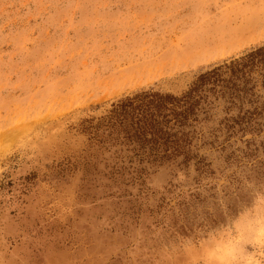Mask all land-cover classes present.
<instances>
[{
    "label": "rangeland",
    "instance_id": "374dc122",
    "mask_svg": "<svg viewBox=\"0 0 264 264\" xmlns=\"http://www.w3.org/2000/svg\"><path fill=\"white\" fill-rule=\"evenodd\" d=\"M263 48L264 0H0V264H204L264 201Z\"/></svg>",
    "mask_w": 264,
    "mask_h": 264
},
{
    "label": "clouds",
    "instance_id": "9594fccd",
    "mask_svg": "<svg viewBox=\"0 0 264 264\" xmlns=\"http://www.w3.org/2000/svg\"><path fill=\"white\" fill-rule=\"evenodd\" d=\"M205 241L204 264H264V201L239 209Z\"/></svg>",
    "mask_w": 264,
    "mask_h": 264
},
{
    "label": "trees",
    "instance_id": "16d2710c",
    "mask_svg": "<svg viewBox=\"0 0 264 264\" xmlns=\"http://www.w3.org/2000/svg\"><path fill=\"white\" fill-rule=\"evenodd\" d=\"M264 53V48L263 49H259V50H257V52L256 53H253V54H251V55H249V57L248 58H253L254 56H259V55H261V54H263ZM182 102H183V105L184 106H186V104L188 103L186 100L184 101V100H181ZM158 106H155V108H157ZM188 111V110H187Z\"/></svg>",
    "mask_w": 264,
    "mask_h": 264
}]
</instances>
